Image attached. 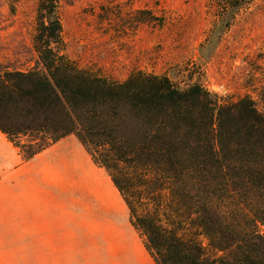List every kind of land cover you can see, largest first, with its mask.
Wrapping results in <instances>:
<instances>
[{"label":"trees","instance_id":"obj_1","mask_svg":"<svg viewBox=\"0 0 264 264\" xmlns=\"http://www.w3.org/2000/svg\"><path fill=\"white\" fill-rule=\"evenodd\" d=\"M59 3L39 0L33 67L0 69V131L29 158L75 135L109 172L157 264H264L255 100L165 74L116 81L83 67L65 52Z\"/></svg>","mask_w":264,"mask_h":264},{"label":"rangeland","instance_id":"obj_2","mask_svg":"<svg viewBox=\"0 0 264 264\" xmlns=\"http://www.w3.org/2000/svg\"><path fill=\"white\" fill-rule=\"evenodd\" d=\"M59 2L65 52L81 66L116 81L144 70L234 100L250 95L264 113V0ZM38 4L0 0V69L33 67ZM7 140L0 135L2 167L17 164L10 176L27 179L66 224L28 234L3 224L0 264H157L109 172L75 135L38 162Z\"/></svg>","mask_w":264,"mask_h":264},{"label":"crops","instance_id":"obj_3","mask_svg":"<svg viewBox=\"0 0 264 264\" xmlns=\"http://www.w3.org/2000/svg\"><path fill=\"white\" fill-rule=\"evenodd\" d=\"M0 135L7 139L1 131ZM2 152L0 147V227L4 224L9 227L8 232H27V234L39 230L49 232L51 226L56 232L63 229L66 224L65 218L61 219L55 209L51 212L50 205L41 198L35 199V194L27 179L10 176L13 171H17V164L10 168L2 167ZM45 152L36 155L34 160L38 162Z\"/></svg>","mask_w":264,"mask_h":264}]
</instances>
